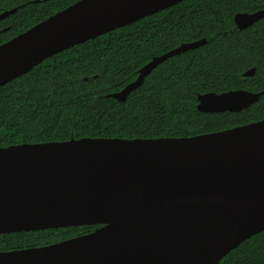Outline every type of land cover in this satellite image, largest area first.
I'll list each match as a JSON object with an SVG mask.
<instances>
[{"label":"water","instance_id":"water-1","mask_svg":"<svg viewBox=\"0 0 264 264\" xmlns=\"http://www.w3.org/2000/svg\"><path fill=\"white\" fill-rule=\"evenodd\" d=\"M47 1V0H43ZM182 0H78L0 44V87L44 59ZM39 0L34 1V3ZM17 8L0 13V21ZM264 7L234 16L244 29ZM181 44L106 95L124 102ZM251 68L242 75L251 77ZM263 91L197 96L203 113L239 112ZM100 225L41 247L0 252V264H218L264 230V119L190 137L79 138L0 147V235Z\"/></svg>","mask_w":264,"mask_h":264},{"label":"trees","instance_id":"trees-1","mask_svg":"<svg viewBox=\"0 0 264 264\" xmlns=\"http://www.w3.org/2000/svg\"><path fill=\"white\" fill-rule=\"evenodd\" d=\"M0 0V44L78 0ZM264 0H182L54 54L0 87V147L79 138L190 137L264 119V93L240 112L203 113L197 96L264 90V18L239 30L234 16ZM197 48L166 58L124 102L106 95L133 82L154 57L183 43ZM255 68V74H242ZM94 226L0 235V251L41 247L90 233ZM218 264H264V230Z\"/></svg>","mask_w":264,"mask_h":264},{"label":"flooded vegetation","instance_id":"flooded-vegetation-1","mask_svg":"<svg viewBox=\"0 0 264 264\" xmlns=\"http://www.w3.org/2000/svg\"><path fill=\"white\" fill-rule=\"evenodd\" d=\"M262 9H263V8H262ZM260 10H261V9H260ZM263 18H264V17H263ZM263 18H261V19H263ZM261 19H259V20H261ZM250 26H251V25H250ZM248 27H249V26H248ZM248 27H246V28H248ZM237 28H238V27H237ZM246 28H244V29H246ZM238 29H239V28H238ZM239 30H243V29H239ZM189 43H190V42H189ZM183 44H186V43H183ZM179 46H180V45H179ZM174 49H175V48H174ZM250 92H251V91H250ZM253 93H257V92H253ZM251 105H252V104H251ZM248 107H249V106H248ZM248 107H247V108H248ZM245 109H246V108H245ZM242 110H243V109H242ZM242 110H241V111H242ZM223 112H230V111H223ZM223 112H216V113H223ZM239 112H240V111H239ZM233 113H237V112H233ZM229 129H230V128H229ZM89 226H94V227H93V230H95L96 228H99L100 225H89ZM77 227H81V226H77ZM93 230H92V231H93ZM92 231H91V232H92ZM24 232H27V231H24ZM87 234H88V233H87ZM2 235H3V234H2ZM84 235H85V234H84ZM19 250H20V249H19ZM11 251H12V250H11ZM0 252H2V251H0Z\"/></svg>","mask_w":264,"mask_h":264},{"label":"rangeland","instance_id":"rangeland-1","mask_svg":"<svg viewBox=\"0 0 264 264\" xmlns=\"http://www.w3.org/2000/svg\"><path fill=\"white\" fill-rule=\"evenodd\" d=\"M251 69V68H250ZM255 69V68H254Z\"/></svg>","mask_w":264,"mask_h":264}]
</instances>
